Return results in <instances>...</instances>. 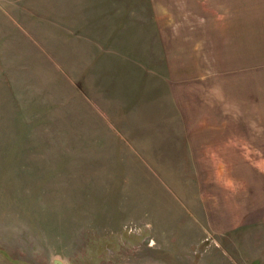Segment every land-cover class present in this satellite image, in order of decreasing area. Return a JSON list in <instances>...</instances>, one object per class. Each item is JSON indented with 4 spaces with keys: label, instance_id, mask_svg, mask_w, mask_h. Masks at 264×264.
Masks as SVG:
<instances>
[{
    "label": "rangeland",
    "instance_id": "obj_1",
    "mask_svg": "<svg viewBox=\"0 0 264 264\" xmlns=\"http://www.w3.org/2000/svg\"><path fill=\"white\" fill-rule=\"evenodd\" d=\"M220 208L264 264V0H0V264H230Z\"/></svg>",
    "mask_w": 264,
    "mask_h": 264
},
{
    "label": "crops",
    "instance_id": "obj_2",
    "mask_svg": "<svg viewBox=\"0 0 264 264\" xmlns=\"http://www.w3.org/2000/svg\"><path fill=\"white\" fill-rule=\"evenodd\" d=\"M246 205V210H251ZM246 210H240L238 208H220L217 212L211 215H206L207 222L210 229L207 232L214 234V246L217 249L222 250L224 253L228 251L230 256V264H237L239 261H234L235 258L239 260L245 258V254L241 252L244 244L249 241L245 236L252 232L253 227L249 224H245L244 220L247 217ZM252 211V210H251ZM248 223V222H247ZM260 233H264V227L261 228ZM214 264H226L225 260H216Z\"/></svg>",
    "mask_w": 264,
    "mask_h": 264
},
{
    "label": "water",
    "instance_id": "obj_3",
    "mask_svg": "<svg viewBox=\"0 0 264 264\" xmlns=\"http://www.w3.org/2000/svg\"><path fill=\"white\" fill-rule=\"evenodd\" d=\"M52 264H63V261L59 258H54Z\"/></svg>",
    "mask_w": 264,
    "mask_h": 264
}]
</instances>
